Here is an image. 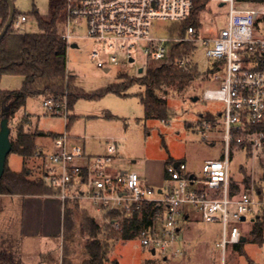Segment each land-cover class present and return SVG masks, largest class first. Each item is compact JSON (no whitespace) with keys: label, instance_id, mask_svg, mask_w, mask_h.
Masks as SVG:
<instances>
[{"label":"built area","instance_id":"built-area-1","mask_svg":"<svg viewBox=\"0 0 264 264\" xmlns=\"http://www.w3.org/2000/svg\"><path fill=\"white\" fill-rule=\"evenodd\" d=\"M200 1L203 0H66V28L62 37L69 45L71 31L84 25L88 37L95 42L92 58L99 67L108 70L106 61L126 68L136 60V54L144 55L148 65L155 62L186 68L192 64L190 53L200 47L209 62H221L214 73L216 79L223 81L222 86L203 92L204 99L225 103L221 120L215 117L202 121L204 139H209L210 130L222 123L225 141L223 157L208 159L203 165L207 187L195 188L196 177L187 171L186 162L173 160L165 167L167 185L157 191L161 197H153L156 190L144 184L137 171L118 174L108 171L121 148L115 137L110 138L106 153L93 156L86 165L76 162L85 157L82 146L67 149V133L54 136L57 149L37 151L44 159V178L64 205L67 200L85 198L96 205L123 208L131 214L132 206L142 201L163 203V217L140 234L143 247L163 258L182 250L179 242L185 205L197 207L203 221L222 224V237L217 245L224 253L229 244L238 243L245 236L238 223L245 222L248 216L253 218L264 207V200L254 189L236 192L230 176L231 152L236 146L257 150L264 144L263 129L255 127L264 121V68L245 59L247 51L264 46V6L215 0L228 8L227 22L216 35L203 34L202 24H189L183 33L179 28L173 33L170 30L168 37L155 33L159 22L177 25L193 16ZM26 19V15H21L14 22L15 29L19 30V24ZM184 42L193 45L192 51L175 55L176 47ZM43 105L51 114L66 117L69 114L65 100L48 96Z\"/></svg>","mask_w":264,"mask_h":264},{"label":"rangeland","instance_id":"rangeland-1","mask_svg":"<svg viewBox=\"0 0 264 264\" xmlns=\"http://www.w3.org/2000/svg\"><path fill=\"white\" fill-rule=\"evenodd\" d=\"M14 4L19 12V17L22 14L27 16V19L19 24V31L41 32L42 29L39 27L35 11L47 18L50 14V0H14ZM243 4L245 6L253 4L264 6V2ZM227 17V6H221L215 0L206 1L199 16L203 34L216 35L218 30L225 26ZM171 25L174 24L159 22L156 25L155 33L159 36H171L169 28ZM65 28L64 22L63 30ZM71 34V41L68 45V71L74 76V83L87 92L92 93L118 82L116 77L118 70L124 69L130 76L139 77L144 74L148 66L145 56L136 54V60L127 64L126 68H123L121 64L115 65L106 61L110 70L105 71L91 56L95 42L88 37L86 27L82 25L73 29ZM73 43L77 45L73 46ZM121 54L119 52L118 57ZM105 59L107 58L104 57ZM190 59L192 64H198L200 75L184 92L166 95L169 105L174 110L173 117L168 121L144 118V107L138 96L144 90V86L138 82L133 83L126 90L127 96L110 91L98 98L78 99L73 109L69 110L70 114L76 116L69 129L66 127V116L47 112L42 96L29 97L23 109L34 113V118L38 120L40 129L67 133L66 147L68 150L72 146L80 145L86 154L106 153L109 137H120L121 148L114 159V164L129 171L135 170L140 174L155 176L159 179V182L151 183L156 190L153 195L155 198L161 197L157 191L166 184L162 172L165 171L169 157L176 161H185L187 171L196 177L194 187L205 188L207 180L203 172V165L208 159L223 157L225 141L222 123L210 130L211 137L209 139H204L202 121L207 118L208 113L221 120L225 103L221 100H206L203 98V92L207 88H220L223 81L216 79V74L208 70V66L212 63L204 56L202 47L199 51L190 53ZM142 66L144 71L140 73L139 68ZM222 75L220 73V76ZM22 82V75L6 74L0 80V88H20ZM196 95L199 96L198 100H192V96ZM24 116L17 112L14 116L9 117L11 140L16 139L19 125ZM262 129L264 131V127ZM236 147L232 150L230 158V175L234 190L241 193L248 189H254L264 200V144L257 150L248 146L251 151H248V147L245 150L242 145ZM46 148L57 149L54 145L49 148L46 146ZM41 160V158L30 160L29 164H41ZM76 162H80V159ZM8 164L19 171L23 167V158L19 154L11 152L8 156ZM148 180L149 177L144 179L146 183ZM259 190H261L260 193ZM70 203L73 209L74 224L64 245L68 250V262L81 264L87 257L86 245L92 239L84 225L83 212H91L102 226H106L109 219L105 218V213L109 207L96 205L85 198L72 199ZM112 204L114 203L112 202ZM0 208H3V204H0ZM184 208L190 211L191 221L187 226L188 223L181 220L180 247L182 250L180 253L169 258L154 255L143 247L140 237H137L117 241L110 251V260L105 264H116V262L119 264H146L147 260H150V264H254V262L264 264V244L245 242V253H240L233 244H229L224 253L222 248L217 245L222 237V224L203 221L200 210L191 204L185 205ZM238 225L244 230L245 236L250 238V230L253 226L252 216H248L245 222H239ZM230 228L231 224H229ZM98 237L111 239V235L107 231L100 233ZM54 254V258L47 259L44 264H62L63 258L59 260V249L55 250Z\"/></svg>","mask_w":264,"mask_h":264},{"label":"trees","instance_id":"trees-1","mask_svg":"<svg viewBox=\"0 0 264 264\" xmlns=\"http://www.w3.org/2000/svg\"><path fill=\"white\" fill-rule=\"evenodd\" d=\"M206 0L198 3L193 16L185 21L171 26V32L176 27L183 33L189 24L201 25L199 16ZM243 3L258 2L264 0H238ZM66 0H50V14L47 18L36 12L39 33L20 32L15 29L14 22L19 18V12L15 9L12 25L5 35L0 39V80L6 74H18L23 76L20 88H0V122L3 115L14 116L24 108L31 96H42L43 98L53 96L58 101H66L68 110L73 109L74 104L80 98H98L107 92H115L127 96V89L135 82L144 86L138 96L144 107V118L168 121L173 117L174 110L169 105L167 94L182 93L200 75L198 64H190L186 68H179L174 64H158L151 62L144 74L139 77H132L124 69L118 70L114 82L106 88L95 92H87L74 83V76L68 71V42L62 37L63 23L66 20ZM9 4L7 0H0V31L9 17ZM23 15V14H22ZM193 45L184 42L175 49V55L182 56L192 51ZM247 62H254L258 67L264 68V46L258 45L253 50L245 53ZM221 64L216 61L208 66V70L215 72ZM75 115L68 114L66 127L69 129ZM207 118L214 120L215 116L208 113ZM29 119L22 118L19 125L17 137L12 140V151L23 158L21 170H13L8 164L0 178V194L19 195H43L54 194L56 190L48 184L44 178V159L37 155V139L45 135L40 129L33 132L25 130ZM258 129L264 127V121L255 126ZM56 135V133H51ZM251 148L248 147V151ZM251 151V150H250ZM33 158H41V164L30 165ZM169 157L167 163L173 161ZM259 193L261 190L258 191ZM261 198V197H260ZM262 199V198H261ZM70 200L65 202V233L69 234L73 227V209ZM165 206L154 200L142 201L132 206L131 214H127L123 208H109L105 218L109 219L106 226L97 222L96 218L83 212L84 225L91 236V241L86 245L87 257L81 264H105L110 260V251L119 240H130L140 237L143 230L148 229L157 223L164 215ZM258 217L252 221L250 238L245 242H252L258 245L264 244V207L257 214ZM255 215V216H257ZM254 216V217H255ZM106 227V228H104ZM104 231L109 232L111 239H100L98 235ZM242 240L233 244L240 253H245ZM0 264H22L8 252L0 251ZM68 262V250L64 245L63 263ZM146 264H150L147 260ZM254 264H257L254 262Z\"/></svg>","mask_w":264,"mask_h":264},{"label":"crops","instance_id":"crops-1","mask_svg":"<svg viewBox=\"0 0 264 264\" xmlns=\"http://www.w3.org/2000/svg\"><path fill=\"white\" fill-rule=\"evenodd\" d=\"M104 70L109 71L107 68H104ZM18 112L24 114L29 119L28 123L25 125L26 131L33 132L37 128L40 129L38 120L34 118V113L26 111V109L23 108ZM42 131L45 132V135L38 137V150H55L47 149L46 146L48 148L52 145L55 146L53 140L54 136L63 132ZM51 133H56V135H51ZM112 137L120 140V137L111 136L107 141L108 143ZM245 150H247V148H245ZM95 155H99V153H85V157L80 159V162L77 163L86 165ZM32 160H38V158H33ZM108 171L112 174H118L125 173L129 170L114 164ZM162 176L166 184L160 187L159 190L167 185L165 171L164 173L162 172ZM140 177L142 182L149 177L148 183L145 181L143 182L149 186H153L151 185V183L154 184L153 182H159V179L155 176H146L141 173ZM0 204H3V208H0V251L12 254L14 258L22 264H44L47 259L51 257L54 258V251L59 249V260H62L64 244L69 234L65 233V205L58 196L54 194L24 196L19 194H0ZM8 204L11 205L9 206ZM85 208L88 209L87 206H85ZM96 220L100 223L97 218ZM190 221L191 213L188 209L184 208L182 222L188 223L187 226H189ZM179 245H181L180 242Z\"/></svg>","mask_w":264,"mask_h":264},{"label":"water","instance_id":"water-1","mask_svg":"<svg viewBox=\"0 0 264 264\" xmlns=\"http://www.w3.org/2000/svg\"><path fill=\"white\" fill-rule=\"evenodd\" d=\"M7 2L10 7L9 17H8L7 22L4 24L3 28L0 31V39L5 35L9 27L12 25L13 20H14V15H15L16 8H15L14 0H7ZM220 5H223V4L221 3ZM72 45L76 46L77 44H72ZM143 71H144V67H140L139 72L142 73ZM198 98H199L198 95L192 96V100H198ZM10 134H11V128L9 125V117L4 114L0 122V178L2 177L5 171L7 159L13 147ZM257 217L258 215L253 217L252 221H254ZM242 219L245 220L246 217L243 216ZM246 240H247V236H243L242 241L245 242ZM152 253L154 254V251H152ZM116 264H119V263L116 262Z\"/></svg>","mask_w":264,"mask_h":264}]
</instances>
